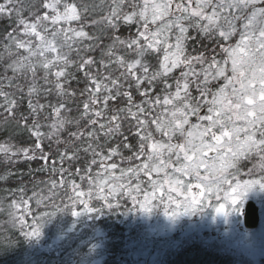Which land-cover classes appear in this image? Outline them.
<instances>
[{
	"label": "snow or ice",
	"instance_id": "1",
	"mask_svg": "<svg viewBox=\"0 0 264 264\" xmlns=\"http://www.w3.org/2000/svg\"><path fill=\"white\" fill-rule=\"evenodd\" d=\"M0 126V264L264 244V0H0Z\"/></svg>",
	"mask_w": 264,
	"mask_h": 264
},
{
	"label": "rangeland",
	"instance_id": "2",
	"mask_svg": "<svg viewBox=\"0 0 264 264\" xmlns=\"http://www.w3.org/2000/svg\"><path fill=\"white\" fill-rule=\"evenodd\" d=\"M260 215L261 222L257 229H247L244 225L243 218L242 228L240 231L256 234L264 233V211H260ZM204 235L215 240L214 245L208 249V251L217 253L221 256L228 254V256L232 257L234 264H264V244L257 243L252 249H243L233 244H226L222 239H220L217 232L209 230L205 232Z\"/></svg>",
	"mask_w": 264,
	"mask_h": 264
},
{
	"label": "water",
	"instance_id": "3",
	"mask_svg": "<svg viewBox=\"0 0 264 264\" xmlns=\"http://www.w3.org/2000/svg\"><path fill=\"white\" fill-rule=\"evenodd\" d=\"M260 211L257 208L255 201L250 200L248 202L247 214L244 217V225L248 229H256L260 224Z\"/></svg>",
	"mask_w": 264,
	"mask_h": 264
},
{
	"label": "trees",
	"instance_id": "4",
	"mask_svg": "<svg viewBox=\"0 0 264 264\" xmlns=\"http://www.w3.org/2000/svg\"><path fill=\"white\" fill-rule=\"evenodd\" d=\"M0 128H2V126H0ZM32 166L37 167L38 165L34 163ZM2 220L3 217H0V221ZM210 253H211V258L215 261V264H234L232 257L228 256V254H224L223 256H221L217 253H213V252Z\"/></svg>",
	"mask_w": 264,
	"mask_h": 264
}]
</instances>
